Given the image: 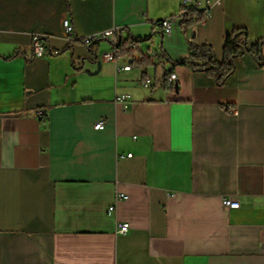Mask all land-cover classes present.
I'll use <instances>...</instances> for the list:
<instances>
[{
  "label": "crops",
  "instance_id": "0c3cea01",
  "mask_svg": "<svg viewBox=\"0 0 264 264\" xmlns=\"http://www.w3.org/2000/svg\"><path fill=\"white\" fill-rule=\"evenodd\" d=\"M198 1L206 22L163 36L183 0H0V264H264V64L238 57L223 85L173 64L191 42L221 61L235 28L264 39V0ZM107 30L139 43L131 71L80 41Z\"/></svg>",
  "mask_w": 264,
  "mask_h": 264
},
{
  "label": "trees",
  "instance_id": "16d2710c",
  "mask_svg": "<svg viewBox=\"0 0 264 264\" xmlns=\"http://www.w3.org/2000/svg\"><path fill=\"white\" fill-rule=\"evenodd\" d=\"M67 7L69 9L68 0ZM207 17L203 10L189 9L183 16L181 26L192 27L196 24H202L206 22ZM118 34V33H117ZM151 37L143 39L144 41L150 40ZM78 41L76 38L73 42ZM81 41V40H80ZM82 42V41H81ZM72 43V42H71ZM264 39L256 42L255 44L249 43V32L246 28H235L229 32L224 41L223 46V58L219 61L214 53V49L211 45L203 44L199 45L195 42H191L188 47V55L173 63L174 65H187L193 71L205 72L210 77L214 78L218 85H223L226 79L235 70V60L244 54H250L257 63L262 66L264 64L263 55ZM68 45L63 50H59L56 53H62L70 49ZM92 50V47H88ZM93 51V50H92ZM164 56V55H163ZM85 59H83L84 61ZM136 65H153L154 62L151 59L143 58L142 60L134 61ZM78 71L82 70V67L77 68ZM174 71H168L164 74L162 79L163 87L168 92H173L176 89V84L169 81L170 76Z\"/></svg>",
  "mask_w": 264,
  "mask_h": 264
},
{
  "label": "built area",
  "instance_id": "2783aa9c",
  "mask_svg": "<svg viewBox=\"0 0 264 264\" xmlns=\"http://www.w3.org/2000/svg\"><path fill=\"white\" fill-rule=\"evenodd\" d=\"M207 3H210V0H206ZM203 5L200 1L198 0H183L181 12L179 15L172 16L166 19L161 20L158 22V25L161 27V34L164 36H170L174 32V27L175 25H178L181 23L183 16L187 13L189 9H197V10H203L205 13V17H208V9L207 8H201ZM65 30H66V35H67V40L68 42H73V40L76 38L74 35V28L73 25L69 20H66L64 22ZM46 36H35L33 38L32 42V47H33V52L35 57H45L47 55V45H46ZM103 40H109L112 48L109 52L104 54V58L112 62L115 66L116 72L120 71H131L133 69V65L131 63L132 56L133 54L138 50L139 48V43L136 40H129V41H124V40H119L117 36V31L116 30H107L101 34H95L91 35L88 37L83 38L81 41L84 45L86 46H92L100 41ZM147 56V55H143ZM150 58H157L159 56L158 53L156 52H151L148 54ZM121 58H126L128 63H125L124 65L119 64V60ZM169 81L171 83H176L177 82V76L175 73H172V75L169 78ZM141 84L144 87L149 86V82L147 80H142ZM131 100V95L129 94H121L118 95L115 99V102L117 104L122 105V107L127 110L129 107V102ZM37 117L41 120H45L46 116L43 111H38L37 112ZM104 127V122H98L95 126L96 129H102ZM131 157V154L128 155ZM116 200H128V196L125 195H118ZM223 205L230 209V210H235L239 209L240 204L237 200L233 201L231 198H224L223 199ZM116 208L115 206H110L108 208V214H112L115 212ZM131 228V225L129 222H119L118 223V228L117 232L120 234H126L129 232Z\"/></svg>",
  "mask_w": 264,
  "mask_h": 264
},
{
  "label": "rangeland",
  "instance_id": "374dc122",
  "mask_svg": "<svg viewBox=\"0 0 264 264\" xmlns=\"http://www.w3.org/2000/svg\"><path fill=\"white\" fill-rule=\"evenodd\" d=\"M149 72H152L153 73V68L152 67H145ZM161 68H163L162 66H161ZM158 84H159V82H158Z\"/></svg>",
  "mask_w": 264,
  "mask_h": 264
},
{
  "label": "water",
  "instance_id": "95a60500",
  "mask_svg": "<svg viewBox=\"0 0 264 264\" xmlns=\"http://www.w3.org/2000/svg\"><path fill=\"white\" fill-rule=\"evenodd\" d=\"M93 58H94V56H93Z\"/></svg>",
  "mask_w": 264,
  "mask_h": 264
}]
</instances>
